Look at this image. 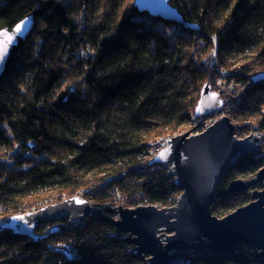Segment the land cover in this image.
Returning <instances> with one entry per match:
<instances>
[{
    "label": "trees",
    "instance_id": "obj_1",
    "mask_svg": "<svg viewBox=\"0 0 264 264\" xmlns=\"http://www.w3.org/2000/svg\"><path fill=\"white\" fill-rule=\"evenodd\" d=\"M170 2L198 29L140 13L135 0H0V29L38 14L0 84V162L16 146L41 159L0 165V212L17 214L40 190L83 187L101 175L84 191L100 212L82 227L35 242L1 228L12 215L0 219V264H143L113 224L117 213L108 210L175 204L181 191L166 166L142 161L151 142L198 120L201 89L214 90L216 73L230 60L246 62L239 78L246 86L264 73V0ZM160 24L181 34L173 40ZM263 109L264 82H252L231 115L258 117L248 127L264 130ZM263 166L261 151L235 160L217 187L213 214L224 217L250 203L263 183L234 193L229 185L251 180ZM254 253L242 246L235 255L185 256L190 264H261Z\"/></svg>",
    "mask_w": 264,
    "mask_h": 264
},
{
    "label": "water",
    "instance_id": "obj_2",
    "mask_svg": "<svg viewBox=\"0 0 264 264\" xmlns=\"http://www.w3.org/2000/svg\"><path fill=\"white\" fill-rule=\"evenodd\" d=\"M135 7L153 18L175 22L191 30L198 29L186 22L169 0H135ZM37 17L34 11L18 22L16 25L23 23L20 33L14 31L16 25L0 29V45L11 37L0 61V84L30 37ZM262 81L264 73L252 78L255 83ZM222 106L221 94L214 92L210 84H205L195 116L206 118ZM190 131L169 139L168 145L148 163L150 167L171 166L168 177L174 178V185L181 191L176 203L163 208L140 205L109 209L117 213V219L112 222L118 233L126 235L125 241L135 247L134 254L143 264H190L191 260L185 254L194 257L206 251L210 255H235L242 246L253 249V258L264 264V188L252 191L250 203L222 218L212 211L218 185L235 160L261 151L260 137L251 134L239 139L229 117L206 125L199 134L193 135ZM257 183L264 185V166L250 181L237 179L231 182L228 193L246 190ZM99 212L100 209L89 200L73 197L36 212L13 215L1 228L39 242L49 235L82 227L87 217ZM20 217L23 219H18ZM65 218H68L67 224L61 223ZM47 223L54 225L47 234H38L37 229Z\"/></svg>",
    "mask_w": 264,
    "mask_h": 264
},
{
    "label": "rangeland",
    "instance_id": "obj_3",
    "mask_svg": "<svg viewBox=\"0 0 264 264\" xmlns=\"http://www.w3.org/2000/svg\"><path fill=\"white\" fill-rule=\"evenodd\" d=\"M158 30H160L162 33H165L166 35L171 37L173 40H175V38L177 37L176 35L181 34V29L177 26H172L170 28H167L164 24H160L158 26ZM245 63L246 62H244V60L243 61L242 60H230L228 62V66H229L227 68V69H229L228 71L235 74V75L231 76L230 82H232V88H230V89L224 88L226 84L223 85V81H221L220 77H219V72L216 73V77H217L216 81L217 82H216V87L214 88L213 91L221 94L223 102H226V101H228V103L230 102L232 104V108L235 106L236 101L239 99L240 95L243 92H245L248 89V87L252 84V81H249L248 85L246 86V85H244L242 80L239 79V78H241L242 75H244L243 70H242V66ZM216 70H218V67H214V71H216ZM237 78L239 79L240 85L236 83ZM234 85H235V87H234ZM234 88H236V90L233 91V93L236 94V97L231 92L228 91V90H233ZM220 118L221 117L219 116V113H218V114H214L210 117L198 118V120L195 123H191V124L182 126L179 129L175 130L174 132L165 131L164 133L156 136V138L151 142L150 147L153 146L156 142L158 143V141H163V140L168 141L169 139L176 137V136L183 134V133L190 131V130H191L190 133L193 135L199 134L205 130L206 125H211L215 121L219 120ZM230 118L238 126H242V125L244 126L245 124H249V122L253 123V122H258L260 120L258 117H255V116L253 118L243 119V118H233L232 115H230ZM197 125H199V126H197ZM255 129H258V128L256 127ZM243 138H245V137H242L240 139H243ZM262 138L264 140V137H262ZM21 158L31 160V162L33 164H38L39 161L41 160L40 157L35 155L33 152H24L19 146H16L15 150L10 154V156L7 158V160H4V162H0V165H2L3 163H6V165H8L10 168H12L14 162H16V160H19ZM147 160H149V159H147ZM142 161L143 162H149V161H146L145 157L143 158ZM166 169L168 171H170L171 166H166ZM99 176H101V175H91L88 182L91 181L93 184H88V185H85L83 187H78V188H73V189L72 188H66L63 190H56V189L40 190L38 192L37 196H34V197H32L26 201H23V202L21 201L22 206L20 205L21 209L17 214H27V213H31V212H36L43 207H46L49 205H55V204L61 203L63 201H66L68 199H71L73 197L84 198V194H85L84 191L89 192V190L91 188H93L99 184L98 183ZM243 180L248 181L247 179H243ZM178 197L179 196H177V198ZM177 198H176V201H177ZM84 199L88 200L87 198H84ZM89 201L91 202L90 199H89ZM91 204H93V203L91 202ZM119 206H122V205H119ZM116 207H118V206L114 205L110 209L116 210ZM0 211H2V210H0ZM17 214L13 213V210H6L3 212H0V219L3 220V217H6L8 215L13 216V215H17ZM219 218H222V217H219ZM114 219H117V216L114 217Z\"/></svg>",
    "mask_w": 264,
    "mask_h": 264
},
{
    "label": "built area",
    "instance_id": "obj_4",
    "mask_svg": "<svg viewBox=\"0 0 264 264\" xmlns=\"http://www.w3.org/2000/svg\"><path fill=\"white\" fill-rule=\"evenodd\" d=\"M228 70L229 69H227V68L220 67L218 72H219L220 80L223 81V85L226 84L224 88L230 89V88H232V82H230V79H231V76H233L235 74L231 73ZM236 83L239 84L238 81H236ZM234 87H235V85H234ZM235 90H236V88H234L233 90H228V91L231 92L236 97V94L233 93V91H235ZM231 109H232V104L230 102L228 103V101H226V102H223V106L221 107V109L219 111H217L216 113H214V114H218L219 113V116L221 118H223V117H229L230 118ZM214 114H212V115H214ZM262 114L264 116V109L262 110ZM231 122L235 126V129H236L235 133H239L241 131L243 132V135H241V137H238L236 135L239 139L242 138V137H247V136H249L251 134H255L256 136L260 137L261 152L264 153V140L262 138V137H264V130L263 129H261V128H258V129L249 128L248 126L250 125V122H249V124H245L244 126L243 125L242 126H238L236 123L233 122L232 119H231ZM167 145H168V141L167 140L158 141V143L156 142L153 146L150 147L149 152L144 156L146 161H151ZM147 159H149V160H147ZM148 205L149 204H143V206H148ZM155 206H157V205H155ZM157 207L159 208V206H157Z\"/></svg>",
    "mask_w": 264,
    "mask_h": 264
},
{
    "label": "snow or ice",
    "instance_id": "obj_5",
    "mask_svg": "<svg viewBox=\"0 0 264 264\" xmlns=\"http://www.w3.org/2000/svg\"><path fill=\"white\" fill-rule=\"evenodd\" d=\"M22 27H23V23L16 25L14 31L16 33H20L22 31ZM6 35V34H5ZM11 42V37L9 36L7 38V41L4 42L3 45H0V61H2L3 56L5 55L6 51H7V43ZM78 203H82V201H77ZM18 219H23L22 217L18 218Z\"/></svg>",
    "mask_w": 264,
    "mask_h": 264
},
{
    "label": "bare ground",
    "instance_id": "obj_6",
    "mask_svg": "<svg viewBox=\"0 0 264 264\" xmlns=\"http://www.w3.org/2000/svg\"><path fill=\"white\" fill-rule=\"evenodd\" d=\"M169 2H170V0H169ZM170 4H171V2H170ZM172 6V5H171ZM175 8V7H174ZM252 81V80H251ZM262 82H264V81H262ZM213 114V113H212ZM211 114V115H212ZM211 115H209L208 117H210ZM150 162V161H149ZM149 162H147V164L149 163ZM117 209V208H116ZM133 246V245H132ZM135 248V247H134ZM135 251V250H134Z\"/></svg>",
    "mask_w": 264,
    "mask_h": 264
}]
</instances>
